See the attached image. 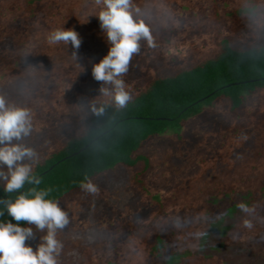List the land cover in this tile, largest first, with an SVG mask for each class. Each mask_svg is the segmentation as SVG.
Wrapping results in <instances>:
<instances>
[{"label": "trees", "instance_id": "16d2710c", "mask_svg": "<svg viewBox=\"0 0 264 264\" xmlns=\"http://www.w3.org/2000/svg\"><path fill=\"white\" fill-rule=\"evenodd\" d=\"M199 1L195 3L198 9L214 6L218 11L224 4V12L229 13L244 6L236 4L244 0ZM168 2L170 8L164 7L160 14L163 28H153L154 14L144 17L155 34L172 26L182 5L190 3ZM253 2L256 12L264 10L261 0ZM93 3L0 0V21L14 18L20 26L19 45L30 38L34 43H48L49 34L56 29L83 31L80 39L86 38L85 44L104 42L105 35L94 31L100 21L91 16L94 12L88 6ZM63 45H51L49 58L66 62L73 56L71 43ZM106 45L110 47L107 41ZM105 55H99L97 63ZM110 95L99 96L105 101L93 102L84 128L33 164V175L41 183L26 184L20 190L50 189L45 198L58 202L68 213L67 228L57 231L63 245L57 264H264V43L239 48L228 36L221 37L214 56L174 74L150 76L126 106H117ZM198 119H202L201 131L195 133L190 125ZM168 133L170 143L178 149L176 154H184L181 146H188V137L194 134L207 149L194 146L189 161L199 164L184 183L152 192L144 175L153 171L157 162L145 151ZM250 133L256 139L252 150L246 144ZM195 147L204 150V156L198 157ZM115 167L132 171L126 190L135 181V188L147 201L148 215L133 219L138 203L128 210H124L128 205L113 209L111 216L100 209L96 223L101 227H91L85 220L78 232L73 231L76 212L83 211L85 198L91 194L82 190L81 183L90 180L94 184L97 176ZM19 194L13 193L12 198ZM81 194L83 199L78 197ZM95 194L115 205L123 201L105 188ZM7 196L0 183V199ZM6 221L18 223L7 211L0 216V222ZM19 224L33 228L35 237L25 243L35 251L44 233L27 222Z\"/></svg>", "mask_w": 264, "mask_h": 264}, {"label": "rangeland", "instance_id": "374dc122", "mask_svg": "<svg viewBox=\"0 0 264 264\" xmlns=\"http://www.w3.org/2000/svg\"><path fill=\"white\" fill-rule=\"evenodd\" d=\"M168 1L133 0V6L134 9H139V16L144 22L147 20L145 16L154 14L156 19L153 28L161 29L164 21L163 19L159 21L160 14L164 7L170 8ZM188 1L190 3L183 4L180 12L174 16L175 21L172 22V26L174 25L175 29L169 25L165 32L156 35L149 27L153 44L150 46L146 40L140 42V52L132 57L129 70L122 77L130 96L142 88L150 76L174 74L214 56L221 37L228 36L239 48L264 43V10L256 12L253 0L248 2L244 0L245 2L242 3L236 1V4H243L246 7L242 5L241 10H238L240 8L238 7L230 13L224 12V4L215 11L214 6L210 9L206 6L198 9L195 3L202 1ZM261 2L264 4V0ZM88 7L94 12L91 16L97 15L100 10V6L95 2ZM164 11H167L168 15L172 14L169 10ZM13 20L14 18L8 17L0 21V96H3L9 104L31 111L33 130L20 143L34 149L38 158H41L54 147H59L66 138L84 128L88 124L89 110L93 102L99 99V96L108 97L113 92L112 85L96 81L92 75V67L97 63L96 59L106 52L107 55L109 46L106 45V39L104 42L94 41L85 44L86 38L82 37L79 49H74L72 45L69 48L73 56L66 62L63 59L49 58L48 54H51L50 50L54 48L49 43H34L30 38L29 42L19 45L20 38L17 35L20 26ZM74 31L80 38V34L84 35L83 31ZM94 31L96 34H104L100 25L96 26ZM101 89L107 90V93ZM99 100L105 101V99ZM202 119L190 125L195 133L201 131ZM169 135L168 133L156 139L145 151L151 157H155L157 162L154 170L144 175L146 187L152 192L158 190L162 192L170 189L174 184L183 182L199 164L198 161L191 162L189 159L191 153L193 154L194 146L203 145L200 136L197 134L189 136L188 146H181L184 152L181 155L176 154L178 149H174L170 143ZM248 135L250 137L246 144H249L250 150L255 149V135L253 133ZM203 146L207 149L205 144ZM195 149L199 151L198 157L204 156V150L198 147ZM164 162H167V166ZM131 174L132 171L129 169L115 167L97 176L94 181L97 189L105 188L117 200L123 199L122 204L115 205L108 198L104 202L103 198L99 197L101 195L97 194L96 197L95 193H91L85 198L83 211L76 212L75 229L72 225L68 228L78 232V227L84 224L85 220L91 227H96L97 224L99 226L96 221L100 209L104 210L106 216H111L113 209L119 211L128 205L124 209L128 210L136 203L141 208H134L133 219L139 221L138 219L146 217L149 207L147 201L141 198V191L135 188V181L126 190V186L131 182ZM78 197L83 199L82 194ZM137 208L140 209L136 210ZM89 209L95 210L92 212ZM119 214L120 212H117V215Z\"/></svg>", "mask_w": 264, "mask_h": 264}, {"label": "clouds", "instance_id": "9594fccd", "mask_svg": "<svg viewBox=\"0 0 264 264\" xmlns=\"http://www.w3.org/2000/svg\"><path fill=\"white\" fill-rule=\"evenodd\" d=\"M94 2L100 6L96 16L110 47L108 54L93 65L92 75L96 81L112 85L113 92L110 94L117 106L124 107L132 97L122 77L128 72L132 57L140 52V42L146 40L151 46L152 36L139 16V9H134L133 0ZM47 40L50 45L71 43L74 49H79L81 45L79 34L72 29L53 30ZM101 91L107 93L105 89ZM32 121L29 109L9 104L0 96V183L8 194L6 199H0V205H3L0 216L7 211L18 222H0V264H57L63 247L57 239V231L63 230L69 223L68 213L59 203L45 198L50 189L38 191L31 188L28 192H20L26 184L41 183L33 175V164L38 161L36 151L20 143L32 132ZM81 188L89 193L98 191L90 180L82 182ZM13 193L20 194L13 199ZM240 207L247 211L244 205ZM21 221L34 225L36 231L44 233L35 251L25 243L35 237L33 228L21 227Z\"/></svg>", "mask_w": 264, "mask_h": 264}]
</instances>
